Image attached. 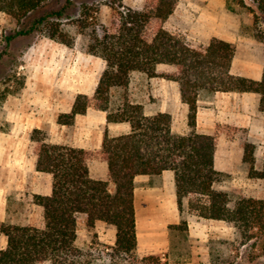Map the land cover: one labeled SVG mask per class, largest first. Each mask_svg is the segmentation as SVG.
<instances>
[{
    "label": "trees",
    "instance_id": "obj_1",
    "mask_svg": "<svg viewBox=\"0 0 264 264\" xmlns=\"http://www.w3.org/2000/svg\"><path fill=\"white\" fill-rule=\"evenodd\" d=\"M50 0H0V11L15 18L20 28L6 37L38 30L43 35L73 47L77 36L87 52L105 61L93 95L78 93L71 111L58 115V122L72 126L77 114L94 107L107 112L108 122L128 121L131 131L121 135L105 132L102 149L95 153L49 140L43 128H34L36 170L53 176L49 194H33L43 210V225L0 222L7 245L0 247V264H91L76 244L81 215L94 228L103 221L116 228L111 256L137 259L138 230L134 204L135 178L172 170L181 215L187 208L204 218L231 223L244 241L264 238V198L243 194L233 198L218 184L228 174L214 166L218 147L216 134L195 130L198 98L204 91H254L260 94L264 112V73L260 80L232 73L236 55L234 42L213 37L200 43L182 32L165 27L179 0H147L143 9L118 2L109 25L98 21V4L83 3L77 17L66 13L73 0L58 9H45ZM228 8L247 9L253 14V35L264 42L260 27L264 0H227ZM117 6V7H116ZM63 18H69L64 22ZM168 64L171 70H160ZM163 77L179 83L182 100L188 103L187 134L172 129L168 111L148 114L140 102L130 99L132 76ZM121 91V94L119 93ZM11 92V91H10ZM244 163L248 175L264 178V162L256 167L254 142L244 141ZM95 155L108 163L105 178L92 176L89 160ZM186 207V208H185ZM187 225V220H182ZM155 259L156 256L150 255Z\"/></svg>",
    "mask_w": 264,
    "mask_h": 264
},
{
    "label": "crops",
    "instance_id": "obj_2",
    "mask_svg": "<svg viewBox=\"0 0 264 264\" xmlns=\"http://www.w3.org/2000/svg\"><path fill=\"white\" fill-rule=\"evenodd\" d=\"M212 17L210 20L207 17L198 18L197 29L187 35L200 43H207L213 37L234 42L237 49L231 66L232 73L256 80L262 79L264 42L252 34L244 33L241 23L236 18L226 15L225 17L212 15ZM92 56L89 63H98V67L94 64L81 70L77 62H72L64 69L66 73H73L75 76L78 67L79 73L82 72V76L90 78L91 83L80 84L79 81L62 83L58 92L59 97L53 98L52 102L51 96L55 94V86L51 83L42 86L41 79L35 80V86L31 91L35 96H41V104L9 108L12 114L11 121L15 124L11 132L0 135V176H2L0 177V221H6L9 217L7 194L10 190L31 194H49L52 191V174L36 170L37 155L32 150L35 142L31 139L34 128L48 130L49 140L54 143H66L95 153L102 149L106 130L113 136L131 131V124L128 121L108 122L107 112L94 107H90L85 113L77 114L72 126L58 122L60 113L71 111L78 93L94 94L96 84L105 68V61L99 56ZM171 68L168 64L159 65L160 70ZM136 74L142 76L147 84L137 88V93L141 92L148 96L147 101H138L144 105L146 113L168 111L172 114V129L177 133H189L190 108L188 103L182 100L179 83L163 77H148L140 72H135L133 75ZM131 100L134 101L133 97ZM259 103L260 94L254 91H204L198 98L195 130L218 136L214 166L217 170L235 176L236 180L245 165L243 144L246 138L258 144L255 153L256 167L260 168L259 163L264 162V112L260 110ZM89 167L92 176L96 178H105L109 174L108 163L100 155H95L89 160ZM248 178L251 180L252 177ZM257 179L258 185H261L264 178ZM258 189L260 191L261 187ZM134 204L138 254L168 250L171 244L168 226L179 223L181 219L174 172L164 170L159 175H137ZM29 205L25 217L26 223L22 224L43 225L42 207L33 200ZM80 220L86 223L85 216L81 215L79 222ZM192 220L189 225L200 234H213L216 230L229 233L231 227L225 225L223 220L204 218L197 214ZM94 229L104 238L110 234L111 242L115 243L117 231L113 225L98 221ZM142 238L143 242H141ZM6 245L7 238L2 235L0 247Z\"/></svg>",
    "mask_w": 264,
    "mask_h": 264
},
{
    "label": "rangeland",
    "instance_id": "obj_3",
    "mask_svg": "<svg viewBox=\"0 0 264 264\" xmlns=\"http://www.w3.org/2000/svg\"><path fill=\"white\" fill-rule=\"evenodd\" d=\"M118 2L125 6L143 9L147 0H73L66 13L77 17L83 3L98 4L100 8L97 14L98 21L109 25L114 14L113 4L115 6ZM247 2L251 3V0ZM65 3L66 0H50L45 9H58ZM237 8L236 10L229 9L227 0H179L175 13L164 22V25L172 31L187 35L197 29L198 18L207 17L210 20L213 18L212 15L219 17L226 15L236 18L241 23L244 33L253 35V14L240 6ZM69 20V18H63L64 22L68 23ZM259 24L264 29V16L261 17ZM19 28L20 25L15 18L0 11V135L14 129L15 123L11 121L10 107L41 104V96H35L31 91L35 86V80L41 79L42 86L48 83L55 86V94L51 96L53 102V98L59 97L58 92L62 83L92 82L90 78L82 76V72L79 73L78 67L75 76L73 73H66L64 69L69 63L77 62L81 70L89 68L90 65L94 66V64L99 66L98 63H89L93 56L87 52L85 41L81 36H77L73 47H68L35 30L28 34L17 35L8 43L6 37L14 34ZM189 38L196 41L192 37ZM145 85L147 84L142 76L133 75L128 89L130 99L133 97L134 102L147 101V95L137 93V88ZM119 93L121 94V91ZM34 144L32 150L36 153V143ZM255 145L256 153L258 144L255 143ZM262 164L259 163L260 166ZM242 170L237 180L235 176L227 174L218 187L229 191L233 198L243 194L264 197V179L261 185H258L257 178H251V180L248 178L247 164ZM258 187H261L260 191ZM7 197L9 217L6 221L26 223L25 217L29 211V204L33 200V194L12 189ZM195 214L186 208L179 223L168 226L171 240L168 250L145 255L138 254L136 250L137 259L112 257L110 254L114 243L111 242L110 234L104 238L102 234H98L94 228H89L82 220L78 223L76 244L86 254L84 262H91V264H264V238L255 237L244 241L240 232L226 221L224 224L231 226L229 233L216 230L213 234H200L189 225L193 222ZM184 219L187 220V225L182 223ZM2 235L4 234L0 233V244ZM143 241L142 238L141 242ZM150 255L156 258H149Z\"/></svg>",
    "mask_w": 264,
    "mask_h": 264
}]
</instances>
